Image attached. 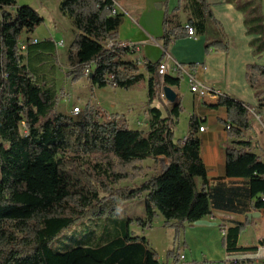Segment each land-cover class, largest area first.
Masks as SVG:
<instances>
[{"label": "trees", "instance_id": "16d2710c", "mask_svg": "<svg viewBox=\"0 0 264 264\" xmlns=\"http://www.w3.org/2000/svg\"><path fill=\"white\" fill-rule=\"evenodd\" d=\"M225 1L243 14L246 33L255 35L249 45L254 55H261V0ZM179 10L188 14L185 25L177 20ZM59 11L76 30L67 50L72 81L86 78L92 87L124 89L145 83L148 99L157 96L160 61H146L143 71L139 70L130 48L118 40L123 14L116 10L114 0H61ZM42 21L28 5L0 0V264H161L144 237L130 235V225L149 229L160 215L165 223H173L178 237L179 228L210 215L212 208L234 209L233 199L242 196L237 191L241 188H230L225 195L208 187L197 119H189L183 139H173V125L183 111L179 102L171 104L165 115L160 108L150 107L146 132L114 114L100 119L99 110L88 104L78 117L58 112V91L50 76L56 44L49 39L32 43L30 37ZM186 25L194 35H205L208 25L215 26V37L205 38V52L228 50L221 24L206 0H179L172 12H164L163 56L171 43L189 36ZM21 42L26 44L24 50ZM198 66L204 65L188 64L191 69ZM245 79L257 101L255 107L225 94L210 106L226 110L224 125L232 141L225 148V176L242 179L244 196L254 199L251 208L259 210L264 208V162L245 136L251 130V110L264 115V65L247 64ZM181 80V73L165 74L163 85L178 89ZM261 123L264 127V119ZM93 156L97 160L92 162ZM160 157L166 161L164 171L135 187L112 188L125 177L113 171V160L126 167ZM102 191L107 194L101 195ZM140 197L143 215L121 219L120 233L106 242L65 250L49 247L76 221L115 215L119 203ZM247 223L226 230L222 237L225 252L245 250L237 246V239ZM179 260L175 253L174 262ZM237 264H264V260Z\"/></svg>", "mask_w": 264, "mask_h": 264}, {"label": "crops", "instance_id": "0c3cea01", "mask_svg": "<svg viewBox=\"0 0 264 264\" xmlns=\"http://www.w3.org/2000/svg\"><path fill=\"white\" fill-rule=\"evenodd\" d=\"M206 2L211 6L214 18L221 24L224 38L228 43V51L226 52L211 50L203 54L205 38L207 36L209 38L215 37V31L214 34L188 36L185 39L174 41L169 45L166 54L163 56L162 40L160 39L163 32V8L165 7L168 12H172L179 4V0H114L116 10L123 14V20L118 29V40L121 43L131 42L137 44L139 46L137 57L145 62L163 61L165 56H168V74L172 76L178 74L173 71L175 62L186 68L190 63H202L205 69L201 70L196 67L195 79L217 92L214 95L215 98L209 97L208 93L199 98L197 94L190 91L188 83V88L184 93L187 94L189 103L185 105L179 90L171 87L177 94V102L181 104L183 112L186 113L188 123L189 119L194 117L198 120L199 126H204L203 131H197V136L200 140V157L205 166L208 187L212 188V192L224 191L225 195L228 194L230 188H241L237 191L242 196L237 195L234 197L232 204L234 209L212 208L210 215L195 223L185 224L178 229V241L182 244L183 253L180 254L182 258L177 264H199L196 259H198V256L200 257V254L206 258L209 256L211 238L218 239L219 233L222 234L221 230H227L229 227L245 220H248V223L237 239V246L245 250L232 253L224 252V264H237L242 260L259 263L264 260V244H261L264 239V208L259 210L251 208L254 199L249 200L244 196L246 184L242 179L225 176V148L232 141L227 136L224 125L227 117L226 110L223 107L213 108L210 105L216 102L218 95L221 94L245 103L247 102L242 99L244 94H252L254 97L253 90L245 79V68L247 64L252 63L264 65V52L259 56L253 54L249 42L255 35L246 33L243 25V14L235 9L231 3H227L225 0H206ZM158 3L160 7L155 6ZM263 4L264 0H261V11ZM262 13L264 15V12ZM176 14L178 22L185 25L188 17L187 12L179 10ZM57 26L55 25L56 28ZM31 38L40 41L37 37ZM43 39L51 40L50 38ZM196 50H198L201 59H196L194 55ZM231 51L234 52L233 61H229L233 58L228 57ZM216 57L220 58L221 63L218 65V62H214ZM220 67L222 73L219 71ZM138 68L140 71L143 70V66ZM215 68L217 71H212ZM215 74L220 75V77H216ZM94 92L95 90L92 93L94 94ZM254 100L255 103L251 106L255 107L257 104L255 97ZM87 101L86 98L84 103L86 104ZM97 106H99L98 102ZM251 113L259 117V114H255L252 110ZM177 122L178 120H176ZM176 123L173 125V130ZM259 124L260 128L257 127L254 130L251 123V130L247 132L245 139L250 141L251 147L261 148L263 155L262 152L260 154L253 147L250 149L259 155L264 162V146L260 144L258 138V134L264 137V127L261 121H259ZM187 131L188 127L184 137ZM255 212H259V215L256 217L248 216V214ZM165 224L170 225L172 232H175L176 228L172 222ZM199 246H201L200 249H198Z\"/></svg>", "mask_w": 264, "mask_h": 264}, {"label": "rangeland", "instance_id": "374dc122", "mask_svg": "<svg viewBox=\"0 0 264 264\" xmlns=\"http://www.w3.org/2000/svg\"><path fill=\"white\" fill-rule=\"evenodd\" d=\"M60 1L61 0H16L17 6L28 5L43 18L41 24L35 28L30 36L37 37L40 40L43 38H50L56 44V52L53 57L54 69L50 76H52V81L58 91L57 111L71 116L70 111L72 107L79 106L82 112L84 106L88 104V106L93 107L95 110H99L100 119H102L103 115L106 117L114 114L119 118H125L130 127L141 129L146 132L150 119V107L156 106L160 108L162 114L165 115L167 108H169L171 104L158 96L153 100H149L145 83H143V85L140 83L129 89H124L110 86L102 88L92 87L86 78L72 81L69 74L70 67L67 63V50L74 38L75 28L71 20L59 11ZM158 5L159 3L155 6L159 7ZM9 9L14 10L13 7ZM163 11L165 12V7ZM262 12H264V4L262 5ZM55 25H58L57 28ZM215 31V26L208 25V34H214ZM61 42H63L62 45L60 44ZM204 53L206 54L203 46V54ZM233 53L234 52L231 51L228 56L229 58H233L232 60L228 59L229 61L234 60ZM194 55L196 59H201L198 55V50L195 51ZM214 62H218L217 65L220 64V58H214ZM33 65H35V67L38 66V61L36 59L33 60ZM216 68L212 71L216 72ZM219 71L222 73L221 67ZM144 76L146 80L148 78L147 74L144 73ZM216 77H220V75H216ZM187 80L188 76L183 72V78L177 89L185 105L189 103V98L187 94L184 93L188 88ZM93 90H95L94 94L92 93ZM86 98L88 101L85 104L84 101ZM242 99L246 101L251 108L254 107L251 106L255 103L252 94H244ZM97 102L99 106H97ZM250 117L253 129L256 130L257 127L260 128L259 121L264 119V115H259L258 117L251 113ZM177 120L178 122L173 130L174 140L183 139L188 127V118L185 112L182 111ZM258 138L260 139V144L264 146V137L258 134ZM252 147L261 154V148ZM91 160L93 162L97 160V158L93 156ZM165 169L166 161L162 157L158 159H146L145 161L136 162L126 167L118 165L116 161L113 160V171L125 174V177L116 182L112 188L135 187L152 175L160 173ZM106 194V192H101V195ZM118 206V212L115 215H95L76 221L55 237L49 243V247L53 250H65L80 245H100L120 233L121 219L134 216L141 217L144 212V200L142 197L119 203ZM129 233L131 236L144 237L149 247L157 252L158 260L161 264H177L174 262L175 253H179V255L183 253L182 244L179 243L176 233L172 232V227L166 225L164 219L160 215L155 217L151 228L142 229L136 225H130ZM222 237L223 235L219 233L218 239H210L211 251H209V256L206 258L200 254V257L198 256V259H196V261H199V264H224L225 251ZM200 248L201 246L198 247V249Z\"/></svg>", "mask_w": 264, "mask_h": 264}, {"label": "built area", "instance_id": "2783aa9c", "mask_svg": "<svg viewBox=\"0 0 264 264\" xmlns=\"http://www.w3.org/2000/svg\"><path fill=\"white\" fill-rule=\"evenodd\" d=\"M186 30H187V34L189 36H194V31L191 27L189 26H185ZM37 42V39L36 38H33L32 39V43H36ZM61 45L63 44V42L60 43ZM127 44H130V51L132 52V60H135L136 61V66H143L145 61H143L142 59H140L139 57H137L138 55V52H139V46L137 44H134V43H131V42H127ZM25 46L26 44L24 42H21L20 43V48L22 50L25 49ZM169 57L168 56H165V60L163 61H160L159 64L157 65L156 67V71H157V74L159 76V79H160V85L156 91V95L158 97H160L161 99L163 100H166L165 99V95H164V92H163V76L165 74H168L169 71H168V67H167V59ZM201 70H204V66H198ZM173 71L174 72H177V73H186V75L188 76V83H189V87H190V91L197 94V96L199 98H202V93H209V97H212V98H215L214 97V89H211V88H208L204 85H202L201 83H199L196 79H195V71H196V68H189V67H184L183 65L175 62L174 65H173ZM88 72V69H86V73ZM71 116H76L78 117L80 114H81V109L79 106H74L72 107L71 109ZM204 129V126H200L199 127V131H203ZM261 200L264 202V194L261 195ZM221 233L222 235H224L226 233V230H221ZM180 258H182V256H180ZM236 263V262H235Z\"/></svg>", "mask_w": 264, "mask_h": 264}, {"label": "water", "instance_id": "95a60500", "mask_svg": "<svg viewBox=\"0 0 264 264\" xmlns=\"http://www.w3.org/2000/svg\"><path fill=\"white\" fill-rule=\"evenodd\" d=\"M158 6L160 7V4ZM162 89H163L165 99L167 100V102H169L170 104H174L177 102V94L170 86L163 85ZM258 215H259V212L248 214V216H254V217Z\"/></svg>", "mask_w": 264, "mask_h": 264}, {"label": "bare ground", "instance_id": "6f19581e", "mask_svg": "<svg viewBox=\"0 0 264 264\" xmlns=\"http://www.w3.org/2000/svg\"><path fill=\"white\" fill-rule=\"evenodd\" d=\"M121 46L122 47H129L130 48V44H127V43H121ZM205 93H202V96L204 95ZM209 94V93H208ZM217 94L216 91H214V95Z\"/></svg>", "mask_w": 264, "mask_h": 264}]
</instances>
